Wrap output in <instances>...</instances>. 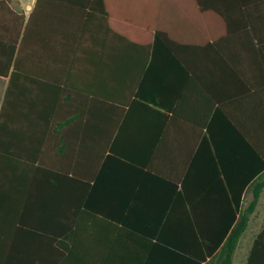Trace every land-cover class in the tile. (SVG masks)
I'll list each match as a JSON object with an SVG mask.
<instances>
[{"label":"crops","instance_id":"1","mask_svg":"<svg viewBox=\"0 0 264 264\" xmlns=\"http://www.w3.org/2000/svg\"><path fill=\"white\" fill-rule=\"evenodd\" d=\"M37 2L0 0V264H194L264 154V0Z\"/></svg>","mask_w":264,"mask_h":264},{"label":"trees","instance_id":"2","mask_svg":"<svg viewBox=\"0 0 264 264\" xmlns=\"http://www.w3.org/2000/svg\"><path fill=\"white\" fill-rule=\"evenodd\" d=\"M38 0L37 3H39ZM77 6L81 7L82 9H88L91 13H102L107 11L105 7L106 0H69ZM115 0L114 3H116ZM121 3L125 5L124 7V18L128 21H135L134 14L132 16L133 10L137 9V7L142 5V7H146L150 5V2L154 0H119ZM4 108V106H3ZM158 116H163L166 118V115L161 113L160 111L154 110ZM176 114V113H175ZM206 122L203 124L198 125H205ZM243 140L245 138L242 134H239ZM211 141L215 145L217 155L220 156V151L218 150V142H216L215 134H209ZM248 148L250 147L255 154L254 159L260 160V165H256L253 171V178L252 182L250 181V186L247 189V195L251 196L250 201L247 204L242 203L243 193L245 191V186L242 188H238V195L236 196V208L238 212H234L232 217L226 220V224L222 229V233H209L204 236L203 245L206 248V251L201 252V255H197L198 251L195 248L191 249V258H196L198 256V261L194 264H201L203 261H206L208 257L213 256V254L217 251V257L211 264H233L234 255L238 248L239 242L243 234L246 232L251 215L254 213L260 196L264 190V154H261L258 150L253 148V146L245 140ZM1 153V152H0ZM48 177L53 181V177L57 176L53 171H46ZM231 190L235 191L234 188L231 186ZM227 208V204L224 205ZM237 214L239 216L237 217ZM195 238V237H194ZM197 239V238H195ZM262 242V234L259 235L258 239L255 242L256 246L260 245ZM204 253V255H203ZM254 253V250H253ZM252 263V257L249 264Z\"/></svg>","mask_w":264,"mask_h":264}]
</instances>
